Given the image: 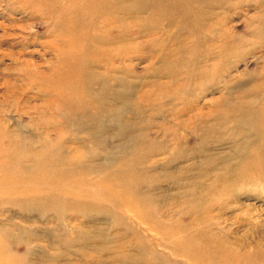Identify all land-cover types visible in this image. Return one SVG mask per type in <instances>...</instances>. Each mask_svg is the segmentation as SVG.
Here are the masks:
<instances>
[{
    "label": "rangeland",
    "instance_id": "obj_1",
    "mask_svg": "<svg viewBox=\"0 0 264 264\" xmlns=\"http://www.w3.org/2000/svg\"><path fill=\"white\" fill-rule=\"evenodd\" d=\"M218 2L225 5L210 12L201 3L197 17L170 11L173 25L163 17L159 30L148 37H142L137 24L145 14L135 13L126 24L139 31L140 37L132 39L141 44L139 56L101 60L95 69L111 87H128L131 111L126 117L136 132L147 131L146 123L152 122L151 146L143 139L122 151L123 139L103 136L106 143L98 149L65 131L66 140L60 141L65 156L80 160L84 168L66 173L64 187H55L54 179L47 185L29 182L25 171L2 174L9 185L0 193L12 199L25 190L71 192L84 203L74 205L67 198L47 200V207L0 204V228L9 231L5 239L0 232V245L6 246L11 264H113L111 257L115 264H264V137L254 120L240 118L245 105L255 102L256 90L257 100L264 99V0ZM33 8H40L35 0H0V129L14 136L21 131L28 150L29 142L39 148L38 141L46 137L41 128L30 131L32 118L62 129L45 108L51 87L43 82L58 64L53 47L60 39L51 36L58 15L40 16ZM110 18L101 21L123 24ZM189 21L196 28L179 34V24ZM145 40L169 56L150 59ZM156 69L164 76L154 77ZM167 89L180 99L176 106L166 103ZM122 93L120 109L125 106ZM143 95L147 100L139 101ZM158 107L181 114L172 121L150 118ZM142 113L146 120L133 117ZM161 124L180 138L178 144L156 132ZM89 150L101 159L91 161L85 156ZM96 163L103 168L88 171ZM69 178L74 188H68Z\"/></svg>",
    "mask_w": 264,
    "mask_h": 264
},
{
    "label": "bare ground",
    "instance_id": "obj_2",
    "mask_svg": "<svg viewBox=\"0 0 264 264\" xmlns=\"http://www.w3.org/2000/svg\"><path fill=\"white\" fill-rule=\"evenodd\" d=\"M35 2L40 5V8L33 9L40 16H45L49 13L58 15V20L54 25L56 33L51 34L55 39L57 37L60 39V44L53 47L58 52V64L53 67L50 77L43 78V82H47L51 87L50 101L45 108L51 114H54L59 124H61L62 129L59 126L41 123L39 122L40 120H36L37 118H32L30 131L33 127V129H36L34 132L40 133L42 131L38 130L41 128L44 130L46 137L38 141L40 143L39 148L36 147V144L29 142L27 145L32 146L30 150L24 146L28 137L21 131L14 136L13 133L6 131L4 128L0 129V188L9 185L6 184L9 181L6 180V177L2 176L3 173L17 175L23 171L28 173L29 182L46 183L47 185V183H51V179H54L53 181L56 183L55 187H64L66 184L64 179L68 176L66 173L74 169L84 168L80 160L76 161L65 156L67 149L60 146V141L66 140L67 133L65 131L72 132L73 134L71 135L75 141L83 138L89 139L91 144L98 149L102 148L103 144L106 143V140L101 139L103 136H108L110 139H123L122 151L126 150L127 144L137 143L143 139L151 146L152 141L150 139L152 134L150 131H152L151 128L153 127L152 122L149 121L146 123L145 127L147 131L136 132V126H133L134 123L128 119L129 117H126V114L131 111L129 108L130 99L128 100L126 98L128 87L126 86L125 89L123 87H111L109 83L101 78L99 73H96L95 69L101 67V60H105L106 63L108 60L123 62L139 56L140 48L138 46H141V44L132 42L133 38L140 37L139 31H132L126 24L128 23L127 19H136V14H145L144 18L137 24L144 32L142 37H148L159 30L160 26L157 22L161 18L164 17V21L169 24L175 22L170 11H177L186 19L189 15L197 17L200 14L199 5L201 3H205L208 12L225 5L224 3H219L218 0H48L46 2L43 0H35ZM118 13L122 17H119ZM109 14L112 15V18H110L112 23L123 20V24H119L120 26H112L105 19L101 21L103 16ZM101 22L102 27L99 26ZM194 24L193 21L187 22L186 25L179 24L178 33H183L182 30L193 31L196 28V24ZM100 27L104 31L103 33L96 32L97 30H101ZM145 41L150 59H158L162 54L169 56L170 52L160 49L158 44L153 40ZM110 45L113 46L108 47ZM169 66L170 63L166 67L172 70ZM103 70H112V68L105 67ZM153 74L157 78L164 76L158 69ZM36 76L39 77L38 75ZM170 81L172 82V79H169ZM95 85H97V89H95ZM124 91L123 103L125 106L123 109H120L117 108V104H119V101L123 97L122 94L124 93L122 92ZM252 95L255 102L251 100L246 105L244 103L245 110L240 118L243 120H254L258 124L260 130L259 135L263 138L264 99L262 98L263 101L261 98L257 100L260 96L259 90H256ZM163 97L169 106H176L180 101L171 89H167L163 93ZM146 100L147 98L144 95L139 98V101ZM187 106L184 103V109ZM153 114L164 117L162 119L164 122L168 118L169 121L176 119L181 112H174L172 108L166 110L158 107L155 112H152L148 116L151 118ZM142 115V117L134 115L133 117L135 119L139 118V120L145 119L143 118L145 117L144 113ZM166 127L165 124H161L157 127L156 132L162 137L172 136V144H178L180 138L170 133ZM175 129L174 127L170 131H174ZM82 134L83 136L79 137ZM56 141L57 143H55ZM109 155H113L111 151ZM109 155H104L103 157H110ZM85 156L93 162H98L97 160L101 159L98 152L93 150H89ZM114 158L112 156V159ZM102 168L103 166L100 163H96L94 166L91 165L88 171H97ZM30 171L34 172V175H30L32 173ZM17 181L24 182L20 179H17ZM68 181V188H74L77 185L72 178H69ZM83 183L84 185L87 184L85 182ZM10 188V191L16 193L14 186ZM11 197L8 193H0V204L10 203L13 205L16 203L21 208L25 204L36 207L42 204V206L47 207L44 205L47 204V200H56L60 203V200L67 198H69L68 200H72L74 205L84 204L82 201L74 199L71 192L59 195L50 191L41 193L34 190H25L20 193V197H16V199H12ZM49 210L61 213L58 207H51ZM41 213L43 214L42 211ZM0 232H3V239L7 235L9 236V231L4 227L0 228ZM80 237L83 236L78 234L77 238ZM5 253L9 255V258L1 255ZM85 257L89 258L88 256ZM110 261L115 264L112 257ZM0 264H11V256L7 252L5 245H0Z\"/></svg>",
    "mask_w": 264,
    "mask_h": 264
}]
</instances>
